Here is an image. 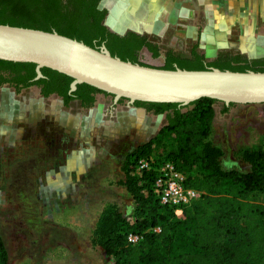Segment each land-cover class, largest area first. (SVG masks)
Here are the masks:
<instances>
[{
    "label": "trees",
    "instance_id": "trees-1",
    "mask_svg": "<svg viewBox=\"0 0 264 264\" xmlns=\"http://www.w3.org/2000/svg\"><path fill=\"white\" fill-rule=\"evenodd\" d=\"M100 2L0 0V25L56 32L97 49L105 45L112 56L131 63H139L144 51L152 58L162 56L164 70L214 68L264 73V57L249 60L239 54L219 53L207 59L196 45L180 53L161 47L147 35L111 32L105 25L108 12L100 8ZM35 67L33 63L0 60V84L9 82L18 90L40 87L43 97L55 94L66 107L77 101L81 108L89 109L97 95L112 98L85 84L69 93L72 79L47 68L41 70L43 78L34 81ZM125 102L120 99L118 104ZM217 104L223 107V113L235 106L209 98L185 107L134 103L133 107L148 114L165 115V122L158 134L136 147L122 165L123 179L118 185L132 200L130 208L123 212L116 205H108L97 220L92 244L114 264H264V206L256 197L264 191V147L240 149L234 154L240 165H226L223 150L209 141ZM261 142L264 144V133ZM165 145L161 163L154 162L151 170H137L139 159L150 160L154 149ZM164 162L172 163L184 174L186 189L200 193L183 208L180 219L173 208L160 205L153 193L155 167ZM131 233L141 236L135 245L128 242ZM8 261L0 236V264Z\"/></svg>",
    "mask_w": 264,
    "mask_h": 264
},
{
    "label": "rangeland",
    "instance_id": "rangeland-1",
    "mask_svg": "<svg viewBox=\"0 0 264 264\" xmlns=\"http://www.w3.org/2000/svg\"><path fill=\"white\" fill-rule=\"evenodd\" d=\"M240 7L230 6L234 11ZM244 12L247 9L240 14ZM105 25L120 35L130 31H115L109 15ZM152 40L171 49L165 38ZM193 45L185 43L182 50L172 49L187 53ZM230 53L249 60L264 57L258 49L248 54ZM140 61L163 66L162 56L152 58L144 51ZM10 92L0 91L4 99ZM13 98V115L4 119L5 109L0 112V236L8 264H114L92 244L99 213L108 205L123 212L130 208L132 200L118 185L123 179L122 165L136 147L158 134L165 115L148 116L144 109L128 108L125 102L110 116L105 111L112 98L104 95H98L89 109L73 102L66 107L62 98L43 99L34 87ZM222 110L220 104L215 106L209 141L223 150L226 165L239 166L236 151L264 147V106L235 105L226 113ZM166 150V145L157 146L151 159L161 163ZM72 155H84L96 164L71 182L68 192H46L49 184L45 174L57 172ZM256 197L264 206V191Z\"/></svg>",
    "mask_w": 264,
    "mask_h": 264
},
{
    "label": "water",
    "instance_id": "water-1",
    "mask_svg": "<svg viewBox=\"0 0 264 264\" xmlns=\"http://www.w3.org/2000/svg\"><path fill=\"white\" fill-rule=\"evenodd\" d=\"M0 60L35 64L34 81L50 69L72 79L69 93L85 84L111 95L114 104L126 99L128 107L137 101L185 107L202 98L225 106L264 104V73L164 70L122 61L105 45L92 48L56 32L0 25Z\"/></svg>",
    "mask_w": 264,
    "mask_h": 264
},
{
    "label": "crops",
    "instance_id": "crops-1",
    "mask_svg": "<svg viewBox=\"0 0 264 264\" xmlns=\"http://www.w3.org/2000/svg\"><path fill=\"white\" fill-rule=\"evenodd\" d=\"M234 4L241 7L234 11L230 8ZM100 8L107 10L115 31L123 28L158 40L165 38L171 49L182 50L185 43H192L207 59L234 50L264 53V0H102ZM95 164L84 155L69 156L57 172L45 174L46 192H68L70 183Z\"/></svg>",
    "mask_w": 264,
    "mask_h": 264
},
{
    "label": "built area",
    "instance_id": "built-area-1",
    "mask_svg": "<svg viewBox=\"0 0 264 264\" xmlns=\"http://www.w3.org/2000/svg\"><path fill=\"white\" fill-rule=\"evenodd\" d=\"M155 165L153 160L139 159L137 161V170H151ZM156 179L153 184V193L162 206H168L174 209L175 216L180 219L183 216V208L188 206L194 199L200 196V193L186 189L184 186L185 176L178 172L170 162H164L155 167ZM157 232L158 229H153ZM128 242L135 245L141 240L137 234H129Z\"/></svg>",
    "mask_w": 264,
    "mask_h": 264
},
{
    "label": "flooded vegetation",
    "instance_id": "flooded-vegetation-1",
    "mask_svg": "<svg viewBox=\"0 0 264 264\" xmlns=\"http://www.w3.org/2000/svg\"><path fill=\"white\" fill-rule=\"evenodd\" d=\"M102 1V0H101ZM101 3V2H100ZM139 34V33H138ZM124 35V34H123ZM141 35H145V34H141ZM150 37V36H149ZM151 38V37H150ZM152 39V38H151ZM217 57V56H216ZM7 76V75H5ZM5 76L3 78H5ZM1 80V78H0ZM36 88L38 90V94L40 97H42L43 99H48V98H53V97H58L60 98L59 96L55 95V94H51L50 96H48L47 98L43 97L41 95V88L40 87H37V86H30L29 88H21L20 90H18L17 87H15L14 85L10 84L9 82H3L2 84H0V91L3 90V89H7V92L8 91H11V95L8 99H4L0 93V112H1V108L3 107V109H5V112H4V119L12 116V110H13V107L14 106L13 104L15 103L14 102V98L12 99V97L14 95L18 96L22 91L23 92H28L31 88ZM98 96V95H97ZM97 96H96V100H97ZM63 100V99H62ZM17 101H20V99H17ZM64 103V102H63ZM75 106L81 108L78 104L77 101H74L73 102ZM95 104V103H94ZM118 104H114L112 101H111V104L108 106L107 110L105 111L108 115L112 116L115 112V108ZM94 106V105H93ZM128 107V106H126ZM128 108H134L133 106H129ZM12 109V110H11ZM82 109V108H81ZM146 112V111H145ZM10 122V121H9ZM140 146V145H139ZM130 155V154H129Z\"/></svg>",
    "mask_w": 264,
    "mask_h": 264
}]
</instances>
